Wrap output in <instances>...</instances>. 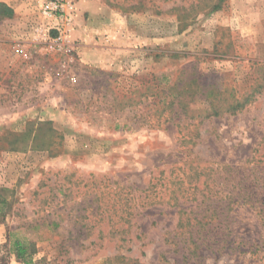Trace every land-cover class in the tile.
<instances>
[{
	"label": "rangeland",
	"instance_id": "rangeland-1",
	"mask_svg": "<svg viewBox=\"0 0 264 264\" xmlns=\"http://www.w3.org/2000/svg\"><path fill=\"white\" fill-rule=\"evenodd\" d=\"M69 1L72 23L60 33L40 15L42 0H0L13 11L0 18V264H264L258 211L236 209L234 222L258 257L203 249L185 262L176 209L159 199L185 162L239 173L259 160L264 94L221 118L192 104L200 118L184 122L186 141L142 103L147 87L159 93L187 66L230 73L241 87L260 78L264 0ZM79 2L97 10L77 21ZM83 26L85 38L74 33ZM85 48L108 52L90 65Z\"/></svg>",
	"mask_w": 264,
	"mask_h": 264
},
{
	"label": "trees",
	"instance_id": "trees-1",
	"mask_svg": "<svg viewBox=\"0 0 264 264\" xmlns=\"http://www.w3.org/2000/svg\"><path fill=\"white\" fill-rule=\"evenodd\" d=\"M219 7L217 2L212 5L213 10ZM12 13L9 6L0 2V18L9 17ZM218 46L220 43L215 44L213 53L219 51ZM227 52L228 50L223 53ZM261 65H264L263 61H254V67ZM185 71L191 73L186 74ZM228 75L230 73L217 76L213 73L206 77L193 66H187L173 83L160 89V94L156 93L158 89L147 87L146 91L151 94L142 103L147 102V106L152 107L148 119L151 121L154 118L156 124L174 123L181 140L186 141L187 138L182 133L184 122L200 118V114L194 115L191 112L192 104L202 102L206 105L203 113L207 119L221 118L242 113L264 94V71L260 78L254 77L243 87L234 77L228 79ZM189 124L188 122L186 125ZM258 159H247V163L252 165L239 173L236 169L229 168V165L214 168L185 162V166L177 168L174 178L177 179L176 182L168 180L171 185H164V192H160L159 199L176 209L178 217L173 237L177 238L185 262L191 259L198 262V259L203 258L199 252L205 249L213 257L222 250L238 259L242 255L250 258L261 254L258 248L253 249L254 244L248 245L249 242L240 237L234 226L236 209L241 208L258 211L256 213L264 228V168L260 166H264V150L259 153ZM201 178L203 179L199 184ZM261 241L264 244V239ZM12 246L17 258L24 259V245L15 240Z\"/></svg>",
	"mask_w": 264,
	"mask_h": 264
},
{
	"label": "built area",
	"instance_id": "built-area-1",
	"mask_svg": "<svg viewBox=\"0 0 264 264\" xmlns=\"http://www.w3.org/2000/svg\"><path fill=\"white\" fill-rule=\"evenodd\" d=\"M73 5L69 0H42L40 15L47 19L52 28L60 33L65 32L72 23ZM52 22V23H51ZM63 28L64 31H61Z\"/></svg>",
	"mask_w": 264,
	"mask_h": 264
},
{
	"label": "crops",
	"instance_id": "crops-1",
	"mask_svg": "<svg viewBox=\"0 0 264 264\" xmlns=\"http://www.w3.org/2000/svg\"><path fill=\"white\" fill-rule=\"evenodd\" d=\"M5 3L7 4L8 2L6 1ZM76 6H77V16H76V20L77 21H78V18H79V11L80 10H89V9L92 10L93 9L92 6H94V8H95L94 10H97L96 5L91 4V3H82V2H79ZM74 33H81V36L83 38H85L86 35H87V31H86V29H85L84 26H83V28L82 27H78V30L74 31ZM93 49H94L95 52L94 51H91ZM93 49H86V48L85 49H82L83 51H81L79 53V55L81 57V61H83L86 64L94 65L95 62H96L95 60H97V58H98V57H96V54H98V55L100 54L101 55L100 58L104 60V57H105L104 54H107L108 50L107 49H104V48H102V49L93 48ZM91 52H93V53H91ZM95 65H97V64H95Z\"/></svg>",
	"mask_w": 264,
	"mask_h": 264
}]
</instances>
